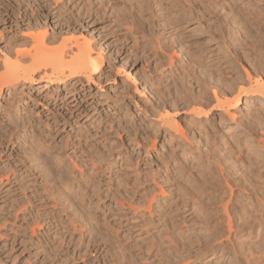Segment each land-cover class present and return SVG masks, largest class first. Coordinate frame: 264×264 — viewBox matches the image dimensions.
Here are the masks:
<instances>
[{
	"label": "rangeland",
	"instance_id": "obj_1",
	"mask_svg": "<svg viewBox=\"0 0 264 264\" xmlns=\"http://www.w3.org/2000/svg\"><path fill=\"white\" fill-rule=\"evenodd\" d=\"M38 1L40 0H0V29L3 30V20L7 18L6 12L11 14V11H13L11 19H14V21H8L7 28L3 32L8 34L9 37L20 38L23 32L27 30L25 17L32 12L31 9L33 12L38 13L39 17L41 16L40 18L45 19V15L50 12L51 8L56 6L55 4L64 5L58 11L62 12V15L70 17L71 25L66 26L67 23L62 19L63 16L62 18L54 17L52 19V16L47 14L46 20L50 25L49 32L51 33L52 29H54V32H58L59 28H63L62 31H64L69 26L68 29H72L69 32L75 30L74 32L77 33V30L80 29L84 33L87 31L89 35L92 33L97 46H101L105 54V70L107 73L95 85H84L83 87L77 85V90L73 94L68 92L66 96V91L63 89L55 95L48 88L34 87V94L32 97L27 98L26 103L22 102L18 113L15 114L16 111L13 108V120L12 117L8 119L0 111L1 160L5 161L6 166H8L7 164L16 166L18 173H21L18 180L22 179L20 182H15L11 175L9 179L12 181L10 180L9 185L5 179L0 185V190H2L0 191V233L3 234L0 235V264H256V261H248L244 257L246 252H243V247L249 242V238H246L247 234L241 231V234L239 233L237 236L238 238L234 237V232H237L241 227L228 228L226 224L227 217L226 214L220 211V204L211 205L213 208L209 207L210 211L208 210L209 213L207 214L211 213L212 215H209L210 220L207 229L201 223L202 216L200 217L196 212L197 208H194V213L198 215L190 214L193 211L190 206L191 210H183L180 198L177 196L179 195L178 191L181 194L179 189L182 186L177 188L180 181L177 178H175L176 180H173V178V181L166 183L161 181L160 175H163V166L161 165L160 155L162 151L165 152L170 143L167 142V138L164 139V134L159 135L157 138L152 137L151 134H148L146 138L145 135V141L142 140L144 143L140 142V144L142 143V149L134 143L128 142L126 136L123 135L126 148L123 145L119 147L124 149L123 152L128 153L126 155L131 154L129 157L132 162H129L130 165L127 167L121 166L120 161H118L119 156H115L118 163L110 170L112 175L109 174L110 172L107 173L105 169L102 171L103 168L100 169L102 172L99 170L94 171L81 162L84 160L83 162L86 163L85 160L87 159L85 157L87 156L84 155L87 154L85 151H88V149L94 148L96 150L97 148L98 150L100 148V151H98L101 152L104 143H112L111 140L118 141L117 134H112L115 132L109 130V125H117V122H124V120H135L134 122L137 124L147 125V118L143 113L144 109L151 104L160 107L161 104H164L163 99L153 93V87L156 86L161 90H168L169 88L173 92L178 88L177 85L181 84L182 78H179L182 77L181 75L184 76L185 69H189L190 66L193 69L198 62L202 64L213 58H218L217 61H220L221 58L224 59L228 54H232L230 53L232 50L233 54L257 52L259 48L257 41L264 40V0H206V2L205 0H191V4L184 0L185 5L182 0H90L89 2L83 1L86 5L84 10H80L79 6L78 8L72 6L70 4L71 0L69 2L67 0V3L66 0H58L55 4L54 0H45L46 2H41L40 5H38ZM76 2L80 3L78 0ZM46 3H48L47 6L43 5ZM182 4L184 8H190L185 10ZM10 5L13 10L10 9ZM194 6L196 7L193 8ZM18 8L21 12L19 17L17 14ZM77 14L83 17L80 19L79 16L78 21L74 22V16ZM16 20L20 23L15 24ZM9 26L11 27L9 28ZM255 39L257 40L255 41ZM245 43H247L246 46ZM4 44L0 40V48H3ZM205 55L210 58L205 59ZM252 55H255V53ZM170 57H172V61H170ZM228 58L229 56L227 60ZM190 59L194 61V64L191 63ZM214 59L212 64L217 65L218 62ZM229 63L237 69L242 63L249 68L252 67L250 58L231 59ZM241 75L244 74L241 73ZM182 80L183 83L186 82L184 78ZM151 83L153 84L152 87ZM231 84L235 88L240 85L236 80ZM72 96L78 102L80 100L81 107L78 108V111L81 110L80 114L75 107L72 108V114L68 112L72 107L69 104ZM165 103L171 104L169 102ZM250 103L243 100L238 109H230V112L234 113L235 118L238 120L236 122H245V107ZM181 116L180 112L177 113V119L180 122L182 121ZM219 116L218 113L213 116L214 127L211 133L212 135L214 133L215 137L230 129L239 134L242 132L240 135L245 139L249 138L248 140L254 138L256 140V137L259 139L261 136L264 139V128L262 129L261 126L257 127L260 130L256 128L257 131L252 134L249 129H246L248 128L247 125L246 127L244 125L238 126V123H233L230 119L225 121L226 124L221 125L218 121L220 120ZM66 117L68 120L65 119ZM110 118L112 120H109ZM29 123L34 125L35 137L37 136L35 139L41 138L40 140L45 142L46 146L48 144L50 146L47 152L43 148L38 153L35 152L36 155L34 153L37 158L35 164L40 162L42 170L34 166V162L30 160L31 157L29 156L32 155L33 151L31 139L23 141L24 138L30 135L29 130L26 134L23 129L24 126H29ZM71 123L76 124L74 126ZM6 126L12 132H8ZM61 126L63 127L61 128ZM74 128L78 131L77 134H75ZM147 130H149V126ZM67 134H69V138ZM80 134H83V138L86 137V139L84 140ZM76 135H79L80 142ZM9 136L13 142L8 141ZM142 137L144 135L140 134L138 140L140 141ZM74 143L80 148L74 146ZM94 143L96 144L95 147ZM87 146L91 147L87 148ZM219 148L222 152L219 154H223L222 147L217 146L216 150L218 151ZM79 149L81 152H79ZM199 149L201 152H205V148L201 143ZM82 150H84L83 153ZM29 152L31 153L29 154ZM56 153L62 156L63 161L59 162L61 165L55 159L54 155ZM135 160L139 161L137 166ZM4 164H1V166ZM66 170L70 174L68 172L67 174ZM153 173L154 176L151 175ZM61 175L72 177L70 181L74 178L72 189L65 191L68 197L73 200L74 207L72 208L54 200V195L50 189ZM152 176L155 177V182L152 181ZM50 178L55 182H52ZM18 183L29 187L25 192L30 196V201H32L30 204L33 208L30 209L29 216L26 215L27 218L14 219L12 206L8 207L7 205L15 206L22 197L25 199L20 193ZM223 183L221 182V186H217V189L221 188V191L217 190V192L228 196L229 186L227 185V187ZM181 185H187L186 188L183 187L185 189L191 186L187 182L181 183ZM8 187L13 191L7 190ZM132 188L136 195H132ZM232 189L236 190L237 188L234 186ZM144 191H147L146 194H157L160 198L167 199V202L169 200V203L172 201L170 206L173 210L168 216L166 228L162 225L159 226L156 217H154L155 221L145 220L139 216H132V213L130 214V211H128L129 209H126L129 201L128 195L138 199ZM143 196H145L144 193ZM14 197L17 201L13 200ZM119 203H124L125 206L122 207ZM74 209H77L76 212ZM73 210L77 216L85 215V212L86 214L91 213L89 214L93 217L91 232L86 230L87 226L86 228L83 225H81L82 227L78 226L80 218L73 214ZM34 214L38 218L45 216L49 222L48 226H43L42 229L44 230L37 229L38 233L35 234L29 229L31 228L29 227L32 223L31 219L35 217ZM229 214L231 219L234 218L232 213ZM5 220L9 222H5ZM171 255L181 258L190 257L185 259L186 261L181 258V261H178L179 258L177 259V257ZM170 257L174 259L172 260Z\"/></svg>",
	"mask_w": 264,
	"mask_h": 264
},
{
	"label": "bare ground",
	"instance_id": "obj_2",
	"mask_svg": "<svg viewBox=\"0 0 264 264\" xmlns=\"http://www.w3.org/2000/svg\"><path fill=\"white\" fill-rule=\"evenodd\" d=\"M46 1L40 0L38 1L39 2L38 5L42 4L41 2L44 3ZM56 1L58 0H54V4L56 3ZM69 1L70 0H68V2ZM78 1L80 3L76 2V0H71L70 4H72V6H75V8H78L79 6L80 10L81 9L84 10L86 5H85V2L83 3V1L89 2L90 0H82V1L78 0ZM182 2L185 5L186 2L191 4L192 1L186 0V2H184V0H182ZM66 3H67V0H66ZM47 4L48 3L43 4V5L47 6ZM80 4H82L83 6L82 5L80 6ZM55 5L56 6L54 8H51L50 12L47 13L48 16H52V19L54 17L62 18L63 16L64 18L62 19L64 20L65 23H67L66 26L67 25L70 26L71 25L70 17L64 16L62 15V12L58 11L60 8H63L64 5L63 6L62 5L59 6L58 4H55ZM184 5H183V8H184ZM195 7L196 6H194L193 8ZM186 8H190V7H186ZM186 8L184 9L187 10ZM10 9L13 10V7H11V5H10ZM54 9H55V12H54ZM31 11H30L31 13L25 17L27 30L26 31L23 30L24 32L20 38H16L15 36H14L15 38L14 37L12 38L11 35H10L11 37H9L7 36L8 34H5L3 32V30L7 28L6 25L8 21L9 22L14 21V19H11L13 15L12 14L13 11H11V14L6 12L7 18H4L3 20L4 21L3 30L0 29V40L5 43L3 48H0V107H1L0 111L8 119L13 116L12 115L13 108L16 111L15 114L18 113V110L21 108L20 106L22 102L26 103L27 98H29L30 96L32 97V95L34 94V91H33L34 87L42 86L43 88H48V90H51L52 92H54L55 95L59 94L61 89H63L64 91H66L65 93V96H66L68 92H70V94H73L74 91L77 90V85H81L82 87L84 85L86 86L95 85L96 83L100 82V80L103 78V75L107 73V71L105 70V56H104L105 54L101 46H97V43L92 33H90L89 35L87 31L84 33L82 30L80 29L77 30L76 28L75 29L77 30V33H75L73 26L72 27L74 31L72 32H69L72 29L69 30L68 29L69 26H68V28L66 30L64 29V31H62L63 28L62 29L59 28L58 32L56 31L54 32V29H52V32L50 33L49 32L50 25L48 21L46 20L47 14L45 15V19H42L40 18L41 16L39 17L38 13L33 12L32 9ZM20 13H21L20 9L18 8L17 10L18 17ZM82 15L80 14L75 15L73 21L74 22L78 21L77 18L79 16H80V19H82L81 17L84 16ZM17 23H20V21L17 22L16 20L15 24ZM10 27L11 26H9V28ZM243 33L245 34V32ZM252 38H253V35H252ZM256 40L257 39H255V41ZM245 42L247 41L245 40ZM237 43L235 44L239 45ZM239 43H242V42H239ZM257 43H259V48L257 47L258 48L257 52L251 51L252 52L251 54H247V52L246 53L239 52V53L233 54V50H232V52H230L232 54H228L229 56L228 60H227L228 56L224 57V59L221 58L220 61H217L218 58L217 59L215 58L216 61L218 62L217 65L215 63L212 64V61L214 58L209 60L208 58L210 57H207L206 56L207 53H206L205 59H208V60L207 61L204 60L206 62L202 64L201 62L196 61L198 63L197 64L195 63L196 65L195 67H193V69L191 68V66H190L191 69L190 68L185 69L186 71L183 72L184 76L181 75L182 77H180L179 79L184 78L186 82L183 83L182 82L183 80L181 79L180 81L181 84L179 85L180 87L177 85L178 84L177 83L176 85L178 88L174 90L173 92L171 89L169 90V88L168 90L165 89L166 90L165 91L164 89L161 90L158 87L156 88V86L153 87V90H152L153 93L156 94L159 98L163 99L164 104H161L162 105L161 107L159 105L154 106L153 104H151L149 107H146L144 111L142 110L145 118H147L148 120V121L146 120L147 125L144 126L143 123L137 124L134 122L135 121L134 119H132L134 121L124 120V122L123 121L117 122L118 123V124L116 123L117 125L115 124L109 125L110 124L109 123L108 124L109 127L108 126L107 127L109 128V130L111 129L112 132H115V133L111 132L112 134H117L119 142L111 140L112 143H109V144L107 143L108 145L104 143V145H102L103 149L101 148L102 149L101 152H99L100 151L99 147H98L99 148L98 149L99 151H98L97 148L95 150L92 145L93 149L91 150L88 149V151H85L87 152V154L84 155V156H87L85 157V159H87L85 160L86 163L83 162L84 160L83 161L81 159L80 160L82 161L81 163L85 164V166L92 168L94 171H98V170L100 171V169L103 168L102 171H104L105 169L107 170V173H109L110 170H112L113 166H115V164L118 163V161H120L121 166L124 165L126 167L130 165L129 162H132V159H130L129 157L131 154L129 153L130 154L129 156L126 155L128 153L123 152L124 149H121L119 147L123 145V147L126 148L124 145L125 141H124L123 135L126 136L128 142L132 144L134 143V145L142 149V143H144L142 140H144L145 135H146V138L148 134H151L152 137L157 138L159 135L164 134V139L167 138V142L168 143L170 142V143H169V146L166 148L165 152L163 153L162 151L160 155L161 157L160 160L162 161L161 165L163 166L162 167L160 165L163 168L162 169L163 175L162 176L160 175V178H161V181L165 183L170 182L173 178H174L173 180H176L175 178H177L180 181V185L177 186V188L182 186L180 187L181 189H179L181 190V194L178 191V194L180 195V197L179 195L177 196L178 198H180V204L183 207V210H189L191 207L193 211L190 214L192 215V214L198 213L200 217L202 216L201 223L208 229L207 225L209 224V220H210L209 215L211 214V213L207 214L209 213L208 212L209 207H212L213 204H216V205L220 204V211L226 214V217H227L226 224L228 228L231 229L233 226L241 227V229H239L237 232H234V237H237L241 231H244L245 234H247L246 238H249V242L246 243V246L248 247L246 246H245L246 248L243 247L244 248L243 252L244 253L246 252L244 257L248 261L249 260L256 261V264H264V139H262L261 138L262 136H261L259 139L258 137H256L257 138L256 140L255 138L253 139V137H252L253 140H248L249 139L248 137H247L248 139H245L243 136L240 135L242 132L239 134L235 130H230V129L225 130L224 134H221L218 137L217 136L215 137L214 133L213 135L211 133L213 132V127H214L213 126L214 125L213 116L217 113L218 115L220 114L219 116L220 120L218 121H220L221 125L225 123L227 119H230L233 123L238 121L235 118L234 113L230 112V109H238L241 103L243 102V100H246L248 101V103L250 102L251 103L250 105L247 104V106L245 107V112H246L244 115L245 116L244 118L246 119L244 120L245 122H242V121L239 123L236 122L238 123L237 125L238 126L244 125L245 127L247 125L248 128L246 129H249V131L252 134L257 131L256 130L257 127L259 128V126H261L262 129L264 128V40L263 39L261 41L258 40ZM246 44L247 43H245L244 45L246 46ZM239 50H242V49H239ZM254 53L255 55H252ZM237 58H241V60L242 58L243 59L250 58L252 62V64L250 65H252V67L249 68L248 66L243 65L242 63L239 65V68H238L239 70H238L237 67H234L232 64L229 63L231 59H237ZM170 59H171L170 61H172V57H170ZM223 61H224V64H223ZM193 62L194 61H192L191 63ZM240 71H242L241 73H243L244 75H241ZM235 80L240 84L236 88L233 84H231V82H234ZM152 85L153 84L151 83V87ZM141 92H144V91H141ZM48 95H49V92H48ZM2 99L4 102L2 101ZM213 101L214 103H212ZM165 102H169L172 105L171 104L168 105ZM69 104L72 106L70 107L71 109L68 110L69 114L73 113L72 108L74 109L75 107L77 108L76 110L78 111V108L81 107L80 100L78 102L74 96H72V100L69 102ZM80 111H78V113ZM179 112L180 114H182L181 117H182L183 122L182 121L180 122L177 119V113ZM13 117H12V120H13ZM65 119H67V117ZM72 120L74 121L75 119H72ZM109 120H112V119L110 118ZM148 126H149L150 131L147 130ZM62 127L63 126H61V128ZM59 128L58 130H60ZM104 128L107 129L106 127ZM23 129H24V133L27 134L28 130L30 133V135L28 134L29 137L24 138L23 141L25 142L27 139L30 138L31 139L30 142L33 144L32 146L33 148L31 147L33 151L31 149L32 153L29 152V154L30 153L32 154L29 156L31 157L30 160L34 162V166L41 169L42 164L40 162L39 163L36 162L35 164V161L37 160L35 155L36 153L41 151L43 148H45V151L47 152L50 146L49 144L46 146L45 142L40 140L41 138L35 139L37 136L35 137L33 124H30L27 127L24 126ZM7 131L12 132V130H9V128H7ZM71 131L72 133H74L73 130ZM74 131H76L75 134L78 133L76 129ZM140 134H143L144 137H142L141 140L139 141L138 136ZM67 135H68L67 137L69 138V134ZM103 135L105 137V133ZM10 136L8 139L9 142L12 141V138ZM76 136L78 137V141L80 142L79 135H76ZM81 136L83 138V134ZM83 139L85 140L86 137ZM83 139L81 140L82 143H83ZM140 142L142 143L140 144ZM200 143L205 148L204 153L201 152L199 149ZM75 145L76 144L74 143V146ZM80 145L82 144L80 143ZM95 145L96 144L94 143V147ZM217 146L222 147V149L224 150L223 154H219L222 152L220 148L218 150L219 152L216 150ZM89 147L87 146V148ZM84 150H82V153ZM79 152H81V150ZM54 156H55L56 161H58V163L60 161H63V159L61 158L62 156H60L58 153H56V155ZM115 156H119L118 161H116ZM1 159L2 158L0 156V185H2L3 179L8 181L6 182L7 184L11 182L12 180L9 179L11 175L13 176V180L15 182L16 181L18 182L19 181L18 177H19V174L21 173H18L19 171L16 168V166H13L11 164L10 165L7 164L8 166H6L4 164L5 161H2ZM138 160H135L136 166L139 162ZM1 164H4V165L1 166ZM67 172L68 171L66 170V173ZM66 173L65 175H67L69 172L67 174ZM62 174L64 175V173ZM109 174L112 175L111 172ZM151 175L154 176V173ZM46 176L45 178H47ZM153 176H152V181L155 182V177L153 178ZM71 178L61 175L59 179H57L58 182L56 180V183L50 188L52 190V194L54 195V200L61 202V204H65L66 207H69V208L74 207L73 202H72L73 200H71L68 197L65 191H67V189L68 190L72 189V184H74L73 183L74 178L72 179V181H70ZM52 182H55V180ZM134 182L136 183L135 180ZM184 182H187L189 183V185H191L190 188L189 186L187 187V189L189 188L188 190L185 189L187 185L186 186L181 185V183H184ZM221 182L222 183L224 182L226 186L227 185L229 186V187L227 186L229 189L228 196H224L223 194L222 196L220 192H217V190L221 191V188L217 189L218 185L221 186ZM21 183L20 184L18 183L20 187L18 188L21 191L20 193H22L21 195H23L25 199H23V197H22L23 200L20 198L21 199L20 202H18V204H16L15 206L11 204L7 205L8 207L12 206V213H13L14 219L15 218L16 219L25 218V217L27 218L26 215L31 213L30 209L33 208V206L31 207L32 204H30L32 202L30 201V196H28L25 192L26 189L29 187H25V184H23L24 185L23 186L21 185ZM184 186L185 188H183ZM234 186L237 188L236 190L232 189V187ZM8 189H10L11 191V188L8 187L7 190ZM7 190L5 189V191ZM139 191H137V193H139ZM146 192L147 191L142 192L138 199L133 198L132 196L128 195V200L130 202L126 200L128 201L127 202L128 207L126 209H129L128 211H130V214L132 213V216L134 217L139 216V217L144 218L145 220L155 221L154 217H156V222L159 224V226L162 225L164 228H166L168 216L170 212H172L173 210L170 206V203L172 201L169 203V200L167 202L166 201L167 199L165 200L162 197L160 198L157 194H150V193L146 194ZM143 193L145 194V196H143ZM134 194L136 195V192H134V189H133L132 195ZM15 198L16 197H14L13 200ZM62 200H64L63 201L64 203L62 202ZM66 201L67 203H65ZM134 202L135 204H133ZM119 204H121L122 207L125 206L124 203H119ZM194 208L198 209L196 211L197 213H194L195 212ZM74 210L76 212L77 209H74ZM74 210H73V214L76 215V213H74ZM229 213H232L234 218L231 219ZM84 214L85 215H79L80 217L76 215L78 218H80L79 219L80 224H78V226L80 227L81 225H83L85 228L87 226L86 230L91 232L93 228L91 227V221L93 220V217L89 215L91 213L86 214L85 212ZM36 217L37 216L35 215L33 219L30 218L32 220V223L29 222L31 224L29 226L31 228L29 229H31L32 233L34 234L38 233L37 229L40 230L43 228L44 225L49 224L45 216L39 217V218L38 217L36 218ZM3 220H2V224H3ZM6 221L8 220H5V222ZM76 221H78V219H76ZM0 235H3V234L0 233ZM174 257L176 258L177 256H174ZM189 257L190 256H187V257L185 256L182 258L177 257V259L179 258L178 261L179 260L181 261V259L185 260V259H188ZM170 259L172 258L170 257Z\"/></svg>",
	"mask_w": 264,
	"mask_h": 264
}]
</instances>
